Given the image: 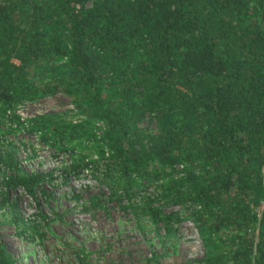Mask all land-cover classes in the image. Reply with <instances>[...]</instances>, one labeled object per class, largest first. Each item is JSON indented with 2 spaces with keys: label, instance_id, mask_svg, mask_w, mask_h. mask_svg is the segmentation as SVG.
Instances as JSON below:
<instances>
[{
  "label": "trees",
  "instance_id": "obj_1",
  "mask_svg": "<svg viewBox=\"0 0 264 264\" xmlns=\"http://www.w3.org/2000/svg\"><path fill=\"white\" fill-rule=\"evenodd\" d=\"M55 94L75 123L16 113ZM149 116L154 132L140 126ZM8 117L68 151L74 176L89 171L136 218L166 234L194 221L203 264H264V0H0ZM0 177L33 195L50 172L25 173L10 154ZM0 264H15L1 241Z\"/></svg>",
  "mask_w": 264,
  "mask_h": 264
},
{
  "label": "rangeland",
  "instance_id": "obj_2",
  "mask_svg": "<svg viewBox=\"0 0 264 264\" xmlns=\"http://www.w3.org/2000/svg\"><path fill=\"white\" fill-rule=\"evenodd\" d=\"M65 111L72 122L78 120L61 94L16 109L22 119ZM16 124L9 117L0 118V172L2 158L12 154L21 171L50 172V179L33 195L0 185V241L15 264H203L204 249L194 221L176 220L166 234L162 224L155 227L148 216L136 218L124 208L127 198L109 197V190L89 171L74 176L68 151L51 149L34 133L13 131ZM140 126L154 132V119L146 117ZM152 195L148 187L132 199L143 201ZM4 196L8 203L3 202ZM95 198L100 205L93 204Z\"/></svg>",
  "mask_w": 264,
  "mask_h": 264
},
{
  "label": "built area",
  "instance_id": "obj_3",
  "mask_svg": "<svg viewBox=\"0 0 264 264\" xmlns=\"http://www.w3.org/2000/svg\"><path fill=\"white\" fill-rule=\"evenodd\" d=\"M260 210L264 208V202L260 205Z\"/></svg>",
  "mask_w": 264,
  "mask_h": 264
}]
</instances>
